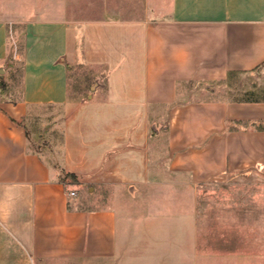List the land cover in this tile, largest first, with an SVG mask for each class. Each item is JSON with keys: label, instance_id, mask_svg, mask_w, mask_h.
<instances>
[{"label": "crops", "instance_id": "crops-1", "mask_svg": "<svg viewBox=\"0 0 264 264\" xmlns=\"http://www.w3.org/2000/svg\"><path fill=\"white\" fill-rule=\"evenodd\" d=\"M86 1L0 0V81L21 67L0 86V264L116 263V210L75 184L132 196V264H234L201 187L264 167V0ZM46 106L51 161L23 124Z\"/></svg>", "mask_w": 264, "mask_h": 264}, {"label": "rangeland", "instance_id": "rangeland-1", "mask_svg": "<svg viewBox=\"0 0 264 264\" xmlns=\"http://www.w3.org/2000/svg\"><path fill=\"white\" fill-rule=\"evenodd\" d=\"M102 3L103 0H89ZM109 1V0H108ZM116 0H110V2ZM129 0H117V3H126ZM141 1V0H140ZM139 0H132L136 3ZM86 0H69L73 6L82 5ZM139 10V9H138ZM21 67L17 65L12 69L11 78L0 81L2 85H16L18 88L21 76ZM84 78V76H82ZM80 76L70 75L69 94L73 100L80 101L90 89L91 81L85 78L79 81ZM82 79V78H81ZM4 87V86H3ZM234 89L233 98L250 97L251 91L242 92V87ZM244 87V86H243ZM246 87V86H245ZM250 88V85H247ZM253 94H257L256 92ZM64 109L46 106L31 109L23 119V124L28 131L30 146L40 151L49 161L55 160L54 150L61 140L59 131L53 129L56 121L64 118ZM69 180L76 181L68 176ZM80 195L98 197L93 199V205L113 207L118 216V230L120 235L121 256L115 264H132V206L134 199L125 188L102 189L91 184L81 187L78 184L72 186ZM104 189V188H103ZM104 189V190H105ZM109 193V195H107ZM202 206L205 208L206 219L211 226L222 231L218 241L223 240L227 245V255L234 264H264V167L250 169L248 173H234L228 176L224 182L206 184L201 187ZM102 197V198H101ZM243 239V242L238 238ZM247 239V240H246ZM248 241V246L246 241ZM218 250L224 249L216 244ZM239 250L238 252H236ZM242 251V252H240ZM229 261V260H228ZM55 264H112L111 261H82V262H56ZM230 264V263H229Z\"/></svg>", "mask_w": 264, "mask_h": 264}, {"label": "built area", "instance_id": "built-area-1", "mask_svg": "<svg viewBox=\"0 0 264 264\" xmlns=\"http://www.w3.org/2000/svg\"><path fill=\"white\" fill-rule=\"evenodd\" d=\"M70 195L74 196L75 195V192L74 191H71L70 192Z\"/></svg>", "mask_w": 264, "mask_h": 264}, {"label": "trees", "instance_id": "trees-1", "mask_svg": "<svg viewBox=\"0 0 264 264\" xmlns=\"http://www.w3.org/2000/svg\"><path fill=\"white\" fill-rule=\"evenodd\" d=\"M73 177V176H72Z\"/></svg>", "mask_w": 264, "mask_h": 264}, {"label": "water", "instance_id": "water-1", "mask_svg": "<svg viewBox=\"0 0 264 264\" xmlns=\"http://www.w3.org/2000/svg\"><path fill=\"white\" fill-rule=\"evenodd\" d=\"M1 73V72H0Z\"/></svg>", "mask_w": 264, "mask_h": 264}]
</instances>
